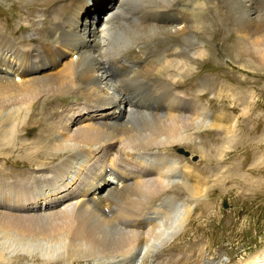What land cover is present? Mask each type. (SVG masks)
I'll return each instance as SVG.
<instances>
[{"label": "bare ground", "instance_id": "obj_1", "mask_svg": "<svg viewBox=\"0 0 264 264\" xmlns=\"http://www.w3.org/2000/svg\"><path fill=\"white\" fill-rule=\"evenodd\" d=\"M256 1L117 0L100 23L82 20L86 0L17 1L35 14L29 27L20 13L17 22L2 23L1 146L15 151L19 128L37 134L19 146L36 166V180L5 182L2 225L22 237L60 239L62 246L43 248L34 264L219 261L202 251L192 257L179 245L197 184L178 180L171 150L193 146L198 127L212 125L210 101L196 103L182 89L217 81L201 67L220 61L212 55L217 42L237 67L240 54L264 62ZM230 6L247 11L245 22L231 10L239 20L228 23ZM113 149L109 167L97 168ZM260 257L240 264H264Z\"/></svg>", "mask_w": 264, "mask_h": 264}, {"label": "rangeland", "instance_id": "obj_2", "mask_svg": "<svg viewBox=\"0 0 264 264\" xmlns=\"http://www.w3.org/2000/svg\"><path fill=\"white\" fill-rule=\"evenodd\" d=\"M17 1L0 0L1 44L2 23L6 24L7 17L11 22H17L21 14L27 18L28 27L34 22L35 13L31 14L32 16L27 15L25 7ZM261 1L257 0L254 4L259 11L258 21L261 19L263 20L261 22H264V0ZM89 2L90 0H86L82 20L100 23L103 15L115 6L117 0H95L91 2L90 7ZM14 4L19 6L16 8ZM222 8L227 10L225 5ZM233 8L230 6L228 7L230 12L225 11L228 23L232 25L235 20L233 25H236V20L239 19L238 22L241 20L245 22L247 11ZM231 10L238 11L236 13L238 16L241 15V18L238 19L237 14ZM28 32L29 35L33 33L32 30ZM232 42L231 45H233ZM1 44L0 65H2L3 56ZM216 45L212 48V55H215L217 60L220 58V61L218 60L212 66L204 63L201 67L209 68L214 80L217 81L206 88L198 80L193 88L184 85L182 89L196 103L206 106L208 100L210 101L206 110L209 112L208 116L212 125L207 129L198 127L196 133H193V146L182 144L178 152L171 150L172 153L177 154L178 158V180L194 181V184H197L196 190L193 191L195 201L190 205V216L183 225L184 242L179 245L184 250L191 251L192 257H196L201 251L207 259L221 257L219 258L221 262L216 261L214 264H233L234 262L240 264L259 254L260 258H264V62L253 60L249 55L247 56L250 60L246 62L244 61L246 56L237 53L242 59H238L239 63L243 64L237 67L233 58L226 55L228 50H221ZM233 47L237 48L235 44ZM27 61L32 63V58ZM204 93L207 94L206 97ZM151 109L149 108L147 112ZM98 110H104V108ZM59 112L49 119L56 118ZM100 112L97 111L95 115L100 116ZM0 123V133L1 131L3 133L6 126L2 125V119ZM19 129L21 131L18 130L14 134L15 151L9 148L2 149L0 134V264L40 263L43 258L40 251L43 248L62 246L60 239L52 242L44 238L39 240L33 236L22 237L19 232L2 225V210L5 209L2 204L5 198V195L4 198L2 195V186L5 182L13 184L21 181L27 186V183L36 180V166L29 159L30 156H26V152L19 146L20 139L31 143L36 142L38 136L30 135V131L24 132L23 128ZM113 153L114 149L107 152L105 160L97 162V168L109 167ZM9 158H12L16 164H13ZM184 165L191 169L187 170ZM99 184L101 185L102 182L100 181ZM183 196L189 197L186 192ZM46 208L43 207V209ZM179 240L180 238L177 241ZM24 248L31 254L24 251ZM2 255H7L9 259L4 261Z\"/></svg>", "mask_w": 264, "mask_h": 264}]
</instances>
